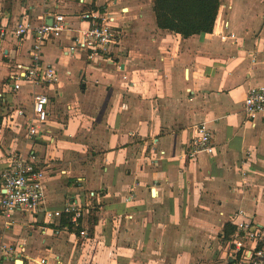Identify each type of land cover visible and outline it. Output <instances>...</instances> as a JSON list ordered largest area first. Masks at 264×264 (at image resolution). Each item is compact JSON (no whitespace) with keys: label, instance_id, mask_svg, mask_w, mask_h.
<instances>
[{"label":"crops","instance_id":"0c3cea01","mask_svg":"<svg viewBox=\"0 0 264 264\" xmlns=\"http://www.w3.org/2000/svg\"><path fill=\"white\" fill-rule=\"evenodd\" d=\"M88 8L115 18V44L90 62L65 54L66 38L46 43L59 82L35 139L18 110L31 115L45 89L11 80L33 38H0V173L21 153L43 168L47 209L83 207L77 230L66 214L19 212L11 225L0 215V244L16 250L0 264H244L235 222L264 225V115L244 113L248 89L264 85V0H221L213 32L189 38L158 27L154 0H0V21L59 12L82 28ZM200 123L216 149L190 159Z\"/></svg>","mask_w":264,"mask_h":264},{"label":"built area","instance_id":"2783aa9c","mask_svg":"<svg viewBox=\"0 0 264 264\" xmlns=\"http://www.w3.org/2000/svg\"><path fill=\"white\" fill-rule=\"evenodd\" d=\"M51 15L50 22L42 18L41 23H36L28 13H25L13 28H8L0 21V38L6 36L9 31L16 37L32 36L33 38L30 64L23 65L11 74L14 90H19L24 82L45 89V92L34 93L31 115H26L25 110L21 108L18 110L19 115L27 118V132L32 139L40 136L42 124L49 119L50 95L47 90L59 82L56 67L43 60V48L46 43L66 38L68 41L64 45L65 54H83L88 61L92 62L110 53L118 35L115 18L101 8H88L77 16L80 21L87 23V26L82 28H75L67 14L55 12ZM228 27L229 23L226 22L225 30H228ZM226 33L222 36L223 40L235 38L234 34ZM244 113L251 120L264 115V85H256L248 89L244 100ZM190 143V150L187 151L190 159L197 158L200 153L212 154L216 149L213 134L205 123L196 125L195 136ZM44 180L43 168L36 161L21 153L10 154L9 165L0 173L2 190L0 215L4 218L5 224H13L14 217L19 212L32 215L44 212L51 220L60 219L66 214L73 227L79 228L83 217V207L71 204L64 209H47L44 206L46 199ZM237 214L239 217L245 216L244 212ZM235 225L236 232L230 239L234 254L244 264H264V225L257 226L247 219L237 220ZM80 234L86 236L87 232L81 230ZM15 251L11 245L0 244V254L7 255ZM39 264L51 263L47 258H42Z\"/></svg>","mask_w":264,"mask_h":264},{"label":"trees","instance_id":"16d2710c","mask_svg":"<svg viewBox=\"0 0 264 264\" xmlns=\"http://www.w3.org/2000/svg\"><path fill=\"white\" fill-rule=\"evenodd\" d=\"M220 6L221 0H154L158 27L184 38L213 32ZM65 218L63 224L75 230Z\"/></svg>","mask_w":264,"mask_h":264},{"label":"water","instance_id":"95a60500","mask_svg":"<svg viewBox=\"0 0 264 264\" xmlns=\"http://www.w3.org/2000/svg\"><path fill=\"white\" fill-rule=\"evenodd\" d=\"M49 22H50V21H49ZM18 264H22V262H21V261H19V262H18Z\"/></svg>","mask_w":264,"mask_h":264}]
</instances>
